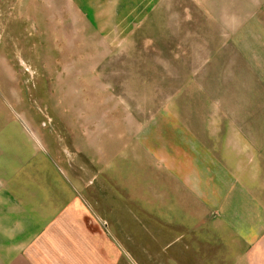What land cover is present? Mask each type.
<instances>
[{"label":"crops","instance_id":"0c3cea01","mask_svg":"<svg viewBox=\"0 0 264 264\" xmlns=\"http://www.w3.org/2000/svg\"><path fill=\"white\" fill-rule=\"evenodd\" d=\"M215 7L135 129L78 136L64 171L0 160V264H264V15Z\"/></svg>","mask_w":264,"mask_h":264},{"label":"rangeland","instance_id":"374dc122","mask_svg":"<svg viewBox=\"0 0 264 264\" xmlns=\"http://www.w3.org/2000/svg\"><path fill=\"white\" fill-rule=\"evenodd\" d=\"M212 5L237 21L264 15V0H0V160L63 170L82 146L78 136L135 129L175 90L161 79L182 50L193 53L192 37L203 40L190 28ZM233 39L225 50L242 46ZM245 59L235 50V65ZM237 69L233 79H244ZM211 74L214 84L220 73Z\"/></svg>","mask_w":264,"mask_h":264}]
</instances>
